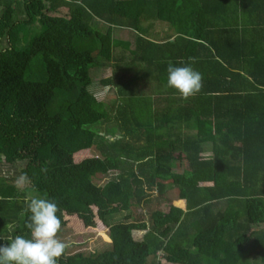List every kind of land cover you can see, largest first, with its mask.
<instances>
[{
  "label": "trees",
  "instance_id": "1",
  "mask_svg": "<svg viewBox=\"0 0 264 264\" xmlns=\"http://www.w3.org/2000/svg\"><path fill=\"white\" fill-rule=\"evenodd\" d=\"M0 8V244L30 235L35 196L59 206L62 229L71 216L94 226L126 214L109 225L107 250L67 253L58 264H264V0H0ZM157 24L174 36L152 39ZM116 29L135 36L119 57ZM107 62L113 75L101 84L115 86L114 104L91 90V70ZM169 64L201 72V92L185 99L169 88ZM97 139L96 163L75 161ZM99 175L111 178L97 185ZM154 202L169 210H152ZM137 206L151 218L138 239Z\"/></svg>",
  "mask_w": 264,
  "mask_h": 264
},
{
  "label": "clouds",
  "instance_id": "2",
  "mask_svg": "<svg viewBox=\"0 0 264 264\" xmlns=\"http://www.w3.org/2000/svg\"><path fill=\"white\" fill-rule=\"evenodd\" d=\"M167 73V86L185 99L199 94L203 88L202 73L190 65L169 64ZM29 182L26 175H21L15 183L22 187ZM28 201L30 235H16L10 243L0 244V264H58L68 248L59 236L62 230L59 206L53 200L35 196Z\"/></svg>",
  "mask_w": 264,
  "mask_h": 264
},
{
  "label": "rangeland",
  "instance_id": "3",
  "mask_svg": "<svg viewBox=\"0 0 264 264\" xmlns=\"http://www.w3.org/2000/svg\"><path fill=\"white\" fill-rule=\"evenodd\" d=\"M1 11V8H0ZM65 13L66 10H63ZM104 30H107L106 26H103ZM134 33L127 29H116L115 30V54L116 56H120L123 54V51H128L130 49L127 48V44H132L134 42ZM113 63H105L102 67H97L91 70V76L94 81V85L91 90L96 94V97L100 101H106L109 104H114L117 100V95L114 90V87H104L101 84L103 79L111 77L113 75ZM140 67H136V71L139 70ZM132 73L127 70H122L120 75H131ZM108 128V129H107ZM114 128H117L116 123H113L110 126L106 127L107 133L112 130L115 132L113 135V139L120 136V132H116ZM103 134H106L105 128L103 129ZM98 139L95 142L94 148L91 150H82L75 155V161L81 162L85 159H91L96 163L97 158L100 156L96 145L98 144ZM179 168L181 167L179 163L177 164ZM112 171L110 174H114L116 171L114 166H109ZM110 175H99L94 179V182L97 185H104L109 179ZM25 186V185H24ZM22 186V188L24 187ZM167 197L172 199L174 197V192H169ZM177 205H181L176 202ZM185 205V203L183 204ZM182 205V207H184ZM152 210L161 209L165 212L169 210V205L166 203H158L154 202L152 205ZM149 209L145 206H137L134 207V220L133 227L135 230L136 238H141L142 235L147 231L151 226V218L148 213ZM126 214H118L110 218L109 224L103 223L96 220V225L88 226L85 225L78 217L71 216L67 217L68 225L63 228L59 234L60 239L68 244V248L66 249L65 254H74L78 252H83L86 254L90 253H100L107 250L110 247L111 240L109 238V225L114 224L116 222L122 221ZM242 264H261L260 261H243Z\"/></svg>",
  "mask_w": 264,
  "mask_h": 264
},
{
  "label": "crops",
  "instance_id": "4",
  "mask_svg": "<svg viewBox=\"0 0 264 264\" xmlns=\"http://www.w3.org/2000/svg\"><path fill=\"white\" fill-rule=\"evenodd\" d=\"M155 29H157V31L153 32L151 35V38L156 40V41H163L167 38V36H174V30L169 29L166 25L164 24H157V26L155 27ZM130 31V30H129ZM176 202H178L181 205H177ZM185 202L180 200V201H174V205L181 207V208H185V205H183ZM182 205L184 207H182ZM146 232V231H145Z\"/></svg>",
  "mask_w": 264,
  "mask_h": 264
}]
</instances>
